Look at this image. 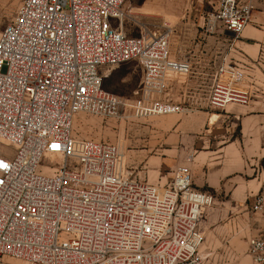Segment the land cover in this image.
<instances>
[{
    "label": "built area",
    "instance_id": "1",
    "mask_svg": "<svg viewBox=\"0 0 264 264\" xmlns=\"http://www.w3.org/2000/svg\"><path fill=\"white\" fill-rule=\"evenodd\" d=\"M126 1L22 0L1 31L0 141L15 150L0 149V264L203 262L201 223L211 195L193 187L188 166L159 187L130 172L117 145L73 134L78 114L123 116L127 102L103 80L127 62L143 71L138 113L182 111L164 97L169 74L193 65L171 55L173 27L126 36L115 24ZM261 1L216 0L201 29L239 36ZM246 79L238 66L218 65L207 108L249 104ZM44 159L53 160L52 175L39 172ZM250 211L264 219V178ZM248 243L253 261L264 263V235Z\"/></svg>",
    "mask_w": 264,
    "mask_h": 264
},
{
    "label": "crops",
    "instance_id": "2",
    "mask_svg": "<svg viewBox=\"0 0 264 264\" xmlns=\"http://www.w3.org/2000/svg\"><path fill=\"white\" fill-rule=\"evenodd\" d=\"M198 22L202 28L203 20ZM199 28H191L190 32L176 29L171 41L173 58L191 64L212 58L209 47L219 37L205 35ZM230 33L223 30V34L234 36ZM234 46L238 54L229 43L223 44L219 65L233 63L241 68L254 83L253 99L247 105L231 103L222 112L211 113L185 90L188 72L173 74L179 84L170 80L168 91H180L175 103L182 111L169 113L173 122L166 125L160 148L148 160L144 179L165 187L178 166H188L193 187L211 195L201 223V247L213 249L228 242L233 248L231 253L237 250L249 256V238L264 235V219L250 211L264 178V1L257 3L252 23L236 37Z\"/></svg>",
    "mask_w": 264,
    "mask_h": 264
},
{
    "label": "rangeland",
    "instance_id": "3",
    "mask_svg": "<svg viewBox=\"0 0 264 264\" xmlns=\"http://www.w3.org/2000/svg\"><path fill=\"white\" fill-rule=\"evenodd\" d=\"M21 2L22 0H0V34L5 25L14 18ZM212 2L215 0H127L123 6L125 16L115 24L119 25L128 37L141 35L144 26H150L156 31H162L170 26L173 27L174 32L178 28L190 32L191 28H199L198 20H203ZM220 33V36L217 34L215 36L219 37V40L216 39L209 47L208 55L212 58L201 64L193 63L184 85L185 90L195 96L196 101L203 104V109L206 111H210L206 106V100L221 60L223 44L229 43L232 51L238 54L233 50L236 49L234 44L237 36L225 35L223 30H220ZM199 43H207V41L200 40ZM231 60L233 62L235 57ZM176 73H171V76L168 73L169 78L179 84L173 77ZM142 81L143 71L136 62H127L110 69L103 80V87L123 97L128 104L127 109L118 119L87 113L78 114L74 119L73 134L77 138L106 141L117 145L125 157L128 170L134 174L141 172L140 174L145 178L148 160L160 148L166 125L173 121L170 119V114L145 115L136 111L139 102L143 101ZM243 86L250 90L253 99L254 83L246 79ZM167 93L171 99L174 98L170 99L172 102L180 96V91L177 89ZM154 97L161 98L162 95L156 93ZM164 97L169 98L166 95ZM210 112L215 113V111ZM0 149L13 153L15 146L0 141ZM52 163L53 160L44 159L39 166V172L52 175L55 170ZM230 249L233 250L228 242L219 243L213 249L204 250L201 247L203 254L201 264H255L250 255L237 250L231 253Z\"/></svg>",
    "mask_w": 264,
    "mask_h": 264
},
{
    "label": "water",
    "instance_id": "4",
    "mask_svg": "<svg viewBox=\"0 0 264 264\" xmlns=\"http://www.w3.org/2000/svg\"><path fill=\"white\" fill-rule=\"evenodd\" d=\"M230 34H233V33H230ZM234 35V34H233Z\"/></svg>",
    "mask_w": 264,
    "mask_h": 264
}]
</instances>
